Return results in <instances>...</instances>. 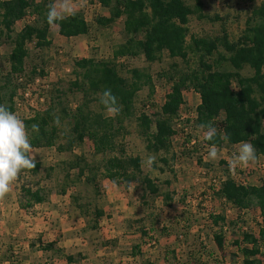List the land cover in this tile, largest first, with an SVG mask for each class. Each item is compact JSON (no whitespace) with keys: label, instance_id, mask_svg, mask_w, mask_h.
<instances>
[{"label":"rangeland","instance_id":"374dc122","mask_svg":"<svg viewBox=\"0 0 264 264\" xmlns=\"http://www.w3.org/2000/svg\"><path fill=\"white\" fill-rule=\"evenodd\" d=\"M50 1L49 8L55 7L58 11L65 2L73 11H82L91 25V32L88 35L64 37L60 35L58 25L52 24L48 32V38L52 41L50 48L39 51L33 44H28L33 54L31 59L45 69L46 75L18 89L13 99V114L23 121L34 111H44L48 92L41 98L39 94L55 86L67 91L65 101L73 107L81 97L79 93L68 91V83L73 79L72 59L91 56L96 59L108 58L113 44L121 40V20L106 29H97L96 16H107L108 13L101 10L96 1ZM186 1L189 4L194 2ZM260 1L255 0L250 4L247 0H202L203 12L210 17L218 15L222 20L198 19L191 15L187 41L192 36L219 35L222 23L231 38L238 37L245 27L252 5ZM29 19L26 16L17 21L13 35ZM9 49V42L2 37L0 65ZM38 56H43L44 64H40ZM215 57L213 55V59ZM192 61L193 56L191 66L195 67ZM172 62L184 66L180 59H171L166 53L161 61L152 63L147 62L142 54L117 60L118 64L123 65L119 70L121 75L129 76L127 69L137 67L152 76L153 91L143 87L137 93L134 115L125 121V135L119 138L127 155L140 157L144 181H132L125 187L122 182L99 177V192L95 193L90 184L84 183L85 174L67 186L64 164L72 155L56 147L31 148V155L42 163L41 169L35 175L20 173L9 193L0 198V264H70L56 257L53 251H43L42 245L48 242H55L68 251H82L85 258L77 264H242L241 250L251 247L244 241V233L258 235L260 210L254 205L239 209L218 196L216 189L227 171L247 184H260L264 177V158L258 156L247 167L232 168L233 154L238 152L240 146L224 145L215 146L218 155L214 160L209 159L208 152L212 146L203 144L206 132L194 123V110L200 98L191 88H182L184 102L174 124L178 132L171 136L170 149L158 153L146 149V143L139 134L136 116L144 110L154 117L156 108L164 102L170 90L171 83L167 77ZM219 66L220 69H231L228 62H222ZM26 67L29 69V64ZM242 73L247 75L250 72L244 69ZM10 91V87L2 88L5 105L10 104ZM103 115L112 116L107 109L103 110ZM189 136L199 142L184 147L183 139ZM73 153L84 155L92 161V143L85 139L83 144L74 148ZM149 156L155 157V168L153 164L150 168L146 166ZM198 156H202L203 164L196 162ZM163 157L168 164L160 160ZM69 173L70 178L75 180L77 170L72 169ZM148 181L158 190L156 193L148 191ZM22 185L44 189L49 194L48 200L25 209L22 205ZM165 192L170 193L171 200H164ZM72 194L78 196L82 203H91L92 207L97 205L104 209L96 229L83 228L85 220L78 217V209L70 198ZM217 214L225 217L224 224H219L221 229L211 220L210 215ZM140 229L147 234L143 235ZM215 233L223 237L221 246L216 243ZM260 249L257 257L264 264V242L260 243Z\"/></svg>","mask_w":264,"mask_h":264},{"label":"trees","instance_id":"16d2710c","mask_svg":"<svg viewBox=\"0 0 264 264\" xmlns=\"http://www.w3.org/2000/svg\"><path fill=\"white\" fill-rule=\"evenodd\" d=\"M92 1H96L101 10L108 13L107 16H96L98 30L106 29L121 20L120 42L113 44L108 58L96 59L91 56L72 59L73 79L68 83V91L79 93L81 97L73 107L68 105L70 102L65 101L67 91L55 86L50 91L39 94L40 98L47 95L44 111H34L23 121L31 148L56 147L57 150L72 155L64 164L67 169V186L74 184L85 174L84 183L90 184L95 193L99 192V177L122 182L125 187L132 181H144L140 157L127 155L119 140L125 135V121L134 115L137 93L143 87L153 91L152 76L148 71L134 67L127 69L129 76L119 72L123 66L117 63L119 58L139 54L152 63L161 61L166 53L169 58H178L184 64L182 67L176 62L171 63V72L167 77L171 83L170 90L166 93L164 102L156 108L154 117L144 110L136 116L139 134L142 135L147 150L158 153L170 149L171 136L178 132L174 124L184 102L182 88H191L200 98L194 110V123L205 132L206 129L201 128V125L212 124L217 127V136L212 141L204 138L203 144L221 147L223 144L232 146L250 142L256 149L257 157L264 158V0L252 5L245 27L238 37L231 38L222 23L219 35L192 36L189 42L187 35L191 15L198 19L222 20L218 15L210 17L205 14L202 0H194L193 4L186 0ZM247 1L250 4L255 2ZM50 3V0H0V39L5 37L10 44L9 52L0 65V105L12 113L13 99L18 89L34 83L37 77L46 75L45 69L31 59L33 54L27 46L33 44L39 51L52 46V41L48 38L52 24L47 22ZM26 16L30 17L29 21L13 35L14 24ZM55 24L64 37L88 35L91 32L90 23L79 10ZM213 55H216L214 59ZM192 56L195 67L191 66ZM42 58L43 56L39 57L40 64L45 63ZM222 62H228L231 69H220ZM244 69L250 73L244 75ZM3 87L11 89L9 105H5L3 101ZM106 89H110L117 98L120 111L114 117L103 115L106 108L101 103V95ZM225 133L229 136L227 141L223 139ZM85 139L92 143V161L84 155L73 153L74 148L83 144ZM198 142L189 136L183 139L182 144L184 147L194 146ZM160 160L168 164L165 157ZM196 162L203 164L202 156L196 157ZM155 166L153 164L154 168ZM41 167L42 163L36 161L35 169L22 170L21 173L35 175ZM72 169L77 170L75 180L69 175ZM166 183L169 184L170 181ZM147 186L150 193L158 191L149 181ZM21 190L25 209L43 203L49 197L41 188L33 189L22 185ZM216 192L239 209H246L251 205L259 208L261 223L258 235L244 233L243 239L251 247L242 249L241 253L242 264H263L257 256L261 252L260 243L264 242V177L260 184L243 185L227 171ZM70 198L78 209V217L85 220L83 228L96 229L99 219L104 215V209L97 205L92 207L91 203H82L74 194ZM163 198L165 201L171 200L170 193L165 192ZM210 216L214 225H223L225 222L224 215ZM219 228L222 226L219 225ZM140 232L147 234L143 229ZM214 237L217 245L221 246L222 235L215 233ZM41 249L53 251L56 257L67 263L77 264L85 258L82 251H68L55 242H48Z\"/></svg>","mask_w":264,"mask_h":264},{"label":"clouds","instance_id":"9594fccd","mask_svg":"<svg viewBox=\"0 0 264 264\" xmlns=\"http://www.w3.org/2000/svg\"><path fill=\"white\" fill-rule=\"evenodd\" d=\"M72 12L73 9L67 2L62 4L60 11L51 7L47 13V22L55 24L57 21L66 18L67 15H71ZM101 103L113 117L119 114L117 98L110 89H106L102 93ZM201 128L206 129L204 137L206 140L212 141L217 136L216 126L207 124L201 125ZM223 139L225 141L229 139L227 133L224 134ZM31 147L23 120L5 106L0 105V198H4L9 193L12 183L18 178L22 170L36 168V159L31 155ZM217 155V149L213 145L208 152V158L214 160ZM256 159L255 147L250 142H243L238 152L233 154L231 167H247ZM154 162L155 157L149 156L145 164L150 168Z\"/></svg>","mask_w":264,"mask_h":264},{"label":"crops","instance_id":"0c3cea01","mask_svg":"<svg viewBox=\"0 0 264 264\" xmlns=\"http://www.w3.org/2000/svg\"><path fill=\"white\" fill-rule=\"evenodd\" d=\"M182 95H183V93H182ZM200 102V100L198 101V103ZM197 103V104H198ZM197 104H196V106H197ZM243 143V142H242ZM242 143H238V144H235V145H232V147L233 146H240ZM224 145H227L228 147H229V145L228 144H223L222 146H224ZM62 231H63V229H62ZM71 264V263H70Z\"/></svg>","mask_w":264,"mask_h":264},{"label":"built area","instance_id":"2783aa9c","mask_svg":"<svg viewBox=\"0 0 264 264\" xmlns=\"http://www.w3.org/2000/svg\"><path fill=\"white\" fill-rule=\"evenodd\" d=\"M236 179H237V178H236ZM237 180H238V182H240V183L243 184V185H246V184H247L245 181L240 180L239 178H238Z\"/></svg>","mask_w":264,"mask_h":264}]
</instances>
